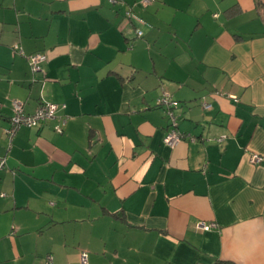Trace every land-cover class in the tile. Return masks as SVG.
<instances>
[{
	"label": "crops",
	"instance_id": "obj_1",
	"mask_svg": "<svg viewBox=\"0 0 264 264\" xmlns=\"http://www.w3.org/2000/svg\"><path fill=\"white\" fill-rule=\"evenodd\" d=\"M137 1L0 0V264H264V21L253 0ZM13 100L60 107L9 144Z\"/></svg>",
	"mask_w": 264,
	"mask_h": 264
},
{
	"label": "built area",
	"instance_id": "obj_2",
	"mask_svg": "<svg viewBox=\"0 0 264 264\" xmlns=\"http://www.w3.org/2000/svg\"><path fill=\"white\" fill-rule=\"evenodd\" d=\"M109 2L113 3L114 0H109ZM151 2L152 0H141V4L144 6L150 4ZM126 16H128V18L133 17L130 11L126 12ZM137 34L141 35V32L138 31ZM46 59V54L42 52L32 53L27 56V61L33 74L38 73L42 70V65L46 61ZM234 99L237 101V98L234 97ZM157 104L166 109V114L169 119V131L164 138V142L167 146L172 148L184 138V135L181 134L177 129V117L174 112V109L176 107L175 102L171 99L169 93H167L166 91H162L161 95L157 99ZM11 107L12 115L9 120V126L4 130L9 144H11L13 137L21 127H39L46 121L52 119L55 116L60 105L54 102L44 101L38 105L34 112L28 113L24 111L21 102H19L18 100H13L11 102ZM61 107L64 108L65 105L62 104ZM203 107L205 109H209L211 107V104L203 103ZM217 141L221 142V138H218ZM250 161L252 163H259L261 161H264V157L254 153L251 154ZM4 165L5 159L0 158V168H3ZM214 227V222H202L199 224V228L203 230H210ZM80 259L82 264H87L85 253L81 254ZM50 261L51 259L50 257H48V261L46 262V264H49Z\"/></svg>",
	"mask_w": 264,
	"mask_h": 264
},
{
	"label": "trees",
	"instance_id": "obj_3",
	"mask_svg": "<svg viewBox=\"0 0 264 264\" xmlns=\"http://www.w3.org/2000/svg\"><path fill=\"white\" fill-rule=\"evenodd\" d=\"M254 1V5H255V8H256V10H257V12H258V15H259V17H260V19L262 20V21H264V0H253ZM155 2V0H152V2L150 3V4H148V5H151V4H153ZM114 3V2H113ZM148 5H142L141 4V0H139V1H137L136 3H134V5L133 6H135V7H140V8H145V7H147ZM132 6V7H133ZM127 11H130V9H128ZM133 17H136V15H134L133 14ZM137 18H139V17H137ZM133 24V23H132ZM138 31H140L141 32V35H138L137 34V32ZM135 34H136V36L137 37H139V38H141L142 36H143V32L140 30V29H137L136 31H135ZM28 66H29V64H28ZM42 103V102H41ZM158 106H160V105H158ZM161 108H163L164 109V113H165V115L167 116V114H166V109L164 108V107H162V106H160ZM11 117V116H10ZM168 118V117H167ZM9 120H10V118H9ZM177 123H178V121H177ZM44 124V123H43ZM8 126H9V124H8ZM181 134H183V133H181ZM184 135V134H183ZM185 137V136H184ZM218 142V141H217ZM216 264H235L234 262H231V261H224V260H219V261H217L216 262Z\"/></svg>",
	"mask_w": 264,
	"mask_h": 264
},
{
	"label": "rangeland",
	"instance_id": "obj_4",
	"mask_svg": "<svg viewBox=\"0 0 264 264\" xmlns=\"http://www.w3.org/2000/svg\"><path fill=\"white\" fill-rule=\"evenodd\" d=\"M170 2H171V0H170ZM172 3V2H171ZM168 6V5H167ZM172 13H173V11H171ZM177 15V18H179V17H183V18H188V16H189V14H190V9L189 8H185V10H182V11H179V12H175ZM176 16H174V21H175V19H176ZM172 17V16H171ZM135 19H139L140 20V18H135ZM30 128H38V127H30Z\"/></svg>",
	"mask_w": 264,
	"mask_h": 264
},
{
	"label": "water",
	"instance_id": "obj_5",
	"mask_svg": "<svg viewBox=\"0 0 264 264\" xmlns=\"http://www.w3.org/2000/svg\"><path fill=\"white\" fill-rule=\"evenodd\" d=\"M178 124V123H177Z\"/></svg>",
	"mask_w": 264,
	"mask_h": 264
}]
</instances>
